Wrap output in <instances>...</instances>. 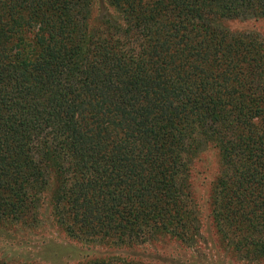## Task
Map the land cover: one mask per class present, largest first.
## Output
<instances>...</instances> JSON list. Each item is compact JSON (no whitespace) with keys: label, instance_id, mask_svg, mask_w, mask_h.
Listing matches in <instances>:
<instances>
[{"label":"trees","instance_id":"obj_1","mask_svg":"<svg viewBox=\"0 0 264 264\" xmlns=\"http://www.w3.org/2000/svg\"><path fill=\"white\" fill-rule=\"evenodd\" d=\"M93 1L0 0V264L66 263L48 227L88 249L74 264L195 245L207 148L218 248L263 264L264 39L224 20L264 0H100L90 23Z\"/></svg>","mask_w":264,"mask_h":264},{"label":"rangeland","instance_id":"obj_2","mask_svg":"<svg viewBox=\"0 0 264 264\" xmlns=\"http://www.w3.org/2000/svg\"><path fill=\"white\" fill-rule=\"evenodd\" d=\"M100 0H94L91 8L90 23L96 21L98 13V4ZM224 25L231 31H253L256 34L264 39V20L260 18H247V19H226L224 20ZM202 155H205L206 158H201L196 164L199 167H204L205 172H200L196 174L195 181L197 185H194L193 192L197 196H200V199L197 200L199 209V238L195 245L187 246L183 243L174 240L171 237H160L152 241L149 244H146L143 248L133 250L129 252L126 249H113L105 248L100 249L101 253L120 251V253L132 254L136 257H139L142 260L150 261L154 264H253L251 262H244L237 260L235 258H230V253L228 250L222 251L218 248V240L214 232V228L210 225V221L207 217L208 205L206 199L208 197V189L210 182L213 179L217 171L218 162H216V150L214 148H207ZM197 170V169H196ZM46 201H48V194L43 197V208H46ZM44 215L41 216V219ZM43 227H48L47 223H44L42 219ZM53 228V229H52ZM46 234H49V238H53L56 242L62 244V248H66L70 253L68 255V261L64 264H74L77 259L80 260V257L84 255L90 256L88 249H84L83 245L75 242L74 240L67 239L63 237L62 234L58 233L54 227H48V231L43 235L37 234L34 236V240H40L45 238ZM65 249V250H66ZM97 250V249H93ZM67 252V251H66ZM88 252V253H87ZM42 258L40 253L34 255V259ZM77 258V259H76ZM63 260L65 259L62 258ZM261 263V262H260ZM264 264V261H263Z\"/></svg>","mask_w":264,"mask_h":264}]
</instances>
